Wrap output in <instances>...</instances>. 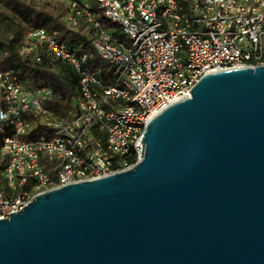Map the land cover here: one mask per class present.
<instances>
[{
	"label": "water",
	"instance_id": "1",
	"mask_svg": "<svg viewBox=\"0 0 264 264\" xmlns=\"http://www.w3.org/2000/svg\"><path fill=\"white\" fill-rule=\"evenodd\" d=\"M130 169L0 219V264H264V63L204 75Z\"/></svg>",
	"mask_w": 264,
	"mask_h": 264
},
{
	"label": "built area",
	"instance_id": "2",
	"mask_svg": "<svg viewBox=\"0 0 264 264\" xmlns=\"http://www.w3.org/2000/svg\"><path fill=\"white\" fill-rule=\"evenodd\" d=\"M67 8L64 21L86 46L35 27L22 52L70 64L75 113L52 107L49 86L0 66V219L39 192L132 168L148 122L204 75L264 63V0H68Z\"/></svg>",
	"mask_w": 264,
	"mask_h": 264
},
{
	"label": "trees",
	"instance_id": "3",
	"mask_svg": "<svg viewBox=\"0 0 264 264\" xmlns=\"http://www.w3.org/2000/svg\"><path fill=\"white\" fill-rule=\"evenodd\" d=\"M68 0H0V66L13 70L24 82L44 84L54 92L52 107L59 113L63 110L76 112L73 98L76 94L78 75L68 62L40 52L41 60L33 54L23 53L27 34L35 27L59 31V36L70 43L86 46L88 39L82 32L68 29L64 17ZM110 25L108 21H105ZM94 63L106 64L97 55ZM131 162L134 157L128 158Z\"/></svg>",
	"mask_w": 264,
	"mask_h": 264
}]
</instances>
